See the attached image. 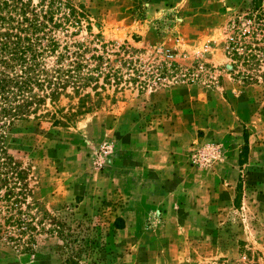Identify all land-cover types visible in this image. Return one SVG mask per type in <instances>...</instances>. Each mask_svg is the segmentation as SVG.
Returning a JSON list of instances; mask_svg holds the SVG:
<instances>
[{"label": "rangeland", "instance_id": "1", "mask_svg": "<svg viewBox=\"0 0 264 264\" xmlns=\"http://www.w3.org/2000/svg\"><path fill=\"white\" fill-rule=\"evenodd\" d=\"M52 1L79 14L53 27L46 67L76 59L84 85L0 129L27 200L70 207L98 238L84 264H264V29L241 34L251 0ZM56 242L0 241V264H60Z\"/></svg>", "mask_w": 264, "mask_h": 264}, {"label": "trees", "instance_id": "2", "mask_svg": "<svg viewBox=\"0 0 264 264\" xmlns=\"http://www.w3.org/2000/svg\"><path fill=\"white\" fill-rule=\"evenodd\" d=\"M52 4V0H40L37 4L32 0H0V129L15 119L37 114L47 98L53 105L57 104L60 97L67 94V86L71 85L73 94H78L84 85L80 83L83 77L78 72L76 59L73 61L76 65L64 71L60 67H46L45 57L59 48L51 35L53 27L77 25L76 15L79 14L71 6L54 9ZM67 14L73 18L69 19ZM243 18L248 19L249 24L244 25L249 29H244L242 36L248 35L253 24L263 30L262 0H251L250 9ZM240 38L236 32L229 36L227 50L229 55L233 54V59L241 55L238 49L242 41H237ZM63 49L69 52L65 46ZM243 53L246 61L252 57L245 50ZM89 78L90 75L86 79ZM85 97L90 95L85 94L81 100ZM84 106L86 103L82 102L77 108L81 110ZM52 116L54 122H59L54 112ZM2 138L0 134V241H7L23 252H32L40 238L56 239L54 245L62 259L60 264H84L87 259H99L96 253L102 248L100 241L91 233L81 231V222L69 212L70 207L64 212H51L36 201L27 200L29 193L22 171L7 153ZM247 151L245 136L239 154L240 164ZM110 224V227L121 229L124 219L116 215Z\"/></svg>", "mask_w": 264, "mask_h": 264}]
</instances>
